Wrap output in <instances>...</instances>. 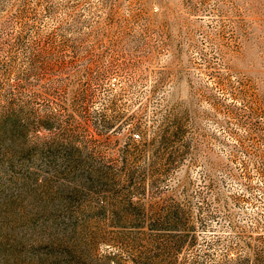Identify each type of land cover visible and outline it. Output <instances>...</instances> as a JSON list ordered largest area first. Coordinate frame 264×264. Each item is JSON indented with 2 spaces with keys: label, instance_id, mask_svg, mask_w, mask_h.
<instances>
[{
  "label": "rangeland",
  "instance_id": "374dc122",
  "mask_svg": "<svg viewBox=\"0 0 264 264\" xmlns=\"http://www.w3.org/2000/svg\"><path fill=\"white\" fill-rule=\"evenodd\" d=\"M13 113L0 264H264V0H0Z\"/></svg>",
  "mask_w": 264,
  "mask_h": 264
},
{
  "label": "trees",
  "instance_id": "16d2710c",
  "mask_svg": "<svg viewBox=\"0 0 264 264\" xmlns=\"http://www.w3.org/2000/svg\"><path fill=\"white\" fill-rule=\"evenodd\" d=\"M26 129L27 125L22 124L21 118L18 114H11L6 117V119L2 122V126H0V141L6 147L12 146L14 139L17 137L26 138ZM134 137L138 139L141 138L140 132L134 133ZM9 139V142L7 141ZM7 144V145H6ZM59 147H49V151L52 152V155H55L59 150ZM25 149H29L26 147Z\"/></svg>",
  "mask_w": 264,
  "mask_h": 264
}]
</instances>
